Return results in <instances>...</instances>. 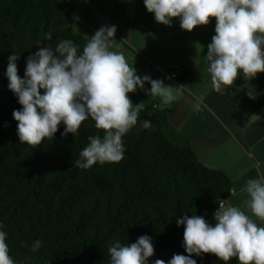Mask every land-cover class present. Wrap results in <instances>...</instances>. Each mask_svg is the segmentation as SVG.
<instances>
[{"label":"trees","instance_id":"obj_1","mask_svg":"<svg viewBox=\"0 0 264 264\" xmlns=\"http://www.w3.org/2000/svg\"><path fill=\"white\" fill-rule=\"evenodd\" d=\"M71 11L70 0H0V224L10 255L17 264H109L111 243L131 244L145 234L155 248L149 264L188 255L177 219L187 212L214 224L232 182L225 170L201 162L188 142L169 136L168 107L161 110L158 97L140 89L129 94L145 109L122 137L125 152L118 163L75 166L87 138L103 135L91 118L77 135L62 136L61 123L52 140L36 147L19 140L13 111L22 105L7 87L8 57L20 55L23 77L27 58L48 43L70 39L82 51L87 39L75 30ZM49 31L52 40H44ZM144 120L153 127L142 128ZM35 240L42 245L33 252ZM193 258L197 264H224L212 253Z\"/></svg>","mask_w":264,"mask_h":264},{"label":"clouds","instance_id":"obj_2","mask_svg":"<svg viewBox=\"0 0 264 264\" xmlns=\"http://www.w3.org/2000/svg\"><path fill=\"white\" fill-rule=\"evenodd\" d=\"M143 2L156 22L170 26L178 17L181 29L187 31L209 24L210 17L216 18L215 35L205 54L215 92L223 94L238 76L252 80L264 72V0ZM116 31L115 25L100 27L82 51L70 39L58 40L54 47L48 43L27 58L23 77L18 75L20 55L15 52L8 57L7 87L22 105L13 111L21 143L36 147L45 139L52 140L61 123L62 136L77 135L82 122L91 118L103 135L87 138L75 166L88 170L97 163H118L125 152L122 137L137 124L145 109L143 102L133 103L129 94L140 89L158 97L161 110L177 99L174 88L179 87L149 75L141 77L122 51L111 50L119 48L114 44ZM43 35L44 40H52L50 31ZM41 42L37 41V45ZM146 83L150 88L145 87ZM247 94L253 97L250 91ZM194 107L200 110L199 104ZM141 127L153 126L150 120H144ZM242 191L248 197L246 208L261 224L241 208L226 206L222 199L214 212V224L204 216L185 212L176 222L184 226L182 247L188 255L174 254L167 262L156 259L152 264H197L193 254L202 258L206 253L215 254L224 264H231L233 257L238 258V264H264V173L248 179ZM230 192L235 195V190ZM7 235L0 224V264H17L10 255ZM41 245L42 241L35 240L30 250L35 252ZM154 252L152 237L147 234L126 245L116 240L108 247L109 264H149Z\"/></svg>","mask_w":264,"mask_h":264},{"label":"crops","instance_id":"obj_3","mask_svg":"<svg viewBox=\"0 0 264 264\" xmlns=\"http://www.w3.org/2000/svg\"><path fill=\"white\" fill-rule=\"evenodd\" d=\"M70 1L75 30L87 40L102 26H116L114 44L119 48L111 50L122 51L141 77L158 79L159 67L176 66V78L163 80L179 87L174 88L177 99L168 106L167 133L179 143L188 142L205 165L225 170L235 190L229 205L261 224L246 208L248 197L242 189L248 179L264 173V72L252 80L238 76L223 94L217 93L205 61L207 45L215 35V17L187 31L181 29L178 17L170 26L156 22L139 0Z\"/></svg>","mask_w":264,"mask_h":264},{"label":"built area","instance_id":"obj_4","mask_svg":"<svg viewBox=\"0 0 264 264\" xmlns=\"http://www.w3.org/2000/svg\"><path fill=\"white\" fill-rule=\"evenodd\" d=\"M158 79H161V80H164V79H167V78H170V79H175L176 76H177V72H176V66H173V69L172 70H168L166 68V66H161L158 68ZM233 190L232 188L230 189V191ZM229 191V195L224 197V198H221L222 200H225V204L226 206H229V197L231 196V192ZM220 199V200H221Z\"/></svg>","mask_w":264,"mask_h":264}]
</instances>
